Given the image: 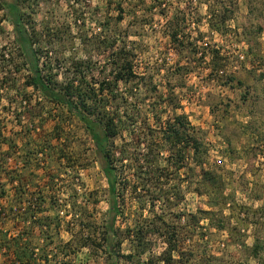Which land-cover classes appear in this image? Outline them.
<instances>
[{
  "label": "rangeland",
  "instance_id": "obj_1",
  "mask_svg": "<svg viewBox=\"0 0 264 264\" xmlns=\"http://www.w3.org/2000/svg\"><path fill=\"white\" fill-rule=\"evenodd\" d=\"M17 3L50 85L75 79L91 95L85 113L117 125L119 264H264V0ZM215 10L229 17L219 30ZM124 57L136 76L116 80ZM22 60L0 7V264H12L16 242L33 253L21 264H106L94 247L109 199L99 154L75 116L25 86ZM153 219L177 238L168 263L160 237L146 234L136 256L127 236Z\"/></svg>",
  "mask_w": 264,
  "mask_h": 264
},
{
  "label": "trees",
  "instance_id": "obj_2",
  "mask_svg": "<svg viewBox=\"0 0 264 264\" xmlns=\"http://www.w3.org/2000/svg\"><path fill=\"white\" fill-rule=\"evenodd\" d=\"M18 0L4 1L0 0V7L6 10V15L9 16L11 21L15 43L18 48V52L22 57V65H24L27 69V73L25 74L24 84L25 86H31L35 90L39 91L43 97L48 99L51 102L59 104L66 108L68 112H70L73 116H75L84 126L86 131L88 132L92 142L94 144V150L97 154H99V162L101 164V171L104 175L107 191L109 194L108 199V209L105 212L104 223L101 226V231L99 233V239L94 247L96 249H100L104 251L106 254L105 262L106 264H119L120 260V240L118 239L117 227L115 226L116 218L119 214V209L117 205L116 198V174L114 167L111 164V150L108 145L109 138L115 136L117 133V125L114 124L113 118H108L107 116L100 119H93L91 117L92 112L85 113L86 108V100L91 98V95H85L80 92V85L77 84L74 86L75 79H70L61 89H54L50 85L51 78L45 75L43 69L40 67V62L36 57V51L33 48V39L32 35L28 32L25 23L22 21L21 11L18 7ZM217 10V9H216ZM212 11L210 16V24L215 30H219L221 26H224L225 20L227 17L226 14L218 13L217 11ZM176 33H174L173 37H175ZM175 40V38H173ZM211 70L212 72L220 70L222 63L220 62L221 58L219 57V50L214 49L211 51ZM8 62H12L13 60L7 59ZM77 66V65H76ZM224 66V65H223ZM215 73V72H214ZM123 76L126 78L136 76L129 64V61L126 60V57L122 59V63L119 65V69L115 74V79H122ZM230 80V78H228ZM100 90H103V84L99 85ZM85 95V97L83 96ZM175 126H179L180 128H185L186 121L183 117L177 116L175 118ZM171 128V127H170ZM173 133L176 135V140L180 142L184 135V131L181 132L176 127L171 128ZM185 138V137H184ZM192 140L191 146L197 154L201 149V143L196 139ZM186 144L183 145L182 149L177 150L178 161H181L184 156L181 151L185 152L187 150ZM183 165L177 164V168H181ZM201 179H206L209 171H203ZM201 180L199 181V183ZM207 190H204L206 192ZM208 212V211H205ZM155 225L154 228L151 227L150 230L147 229L144 225L141 227H134L132 229V233L128 231L127 236L130 238V242L133 243L132 248L136 256H140L148 252L149 245L146 244V234L151 232L154 236L160 237L164 243V249L161 254L160 260L164 263H168L172 261V253L177 251V238L175 237V233L170 228L164 225H157L155 219L152 221V226ZM15 238V237H14ZM16 240V239H15ZM88 244V243H85ZM16 246L15 252L16 256L11 260L12 264H21L22 258H31L33 253L30 249H28L27 245L19 246L16 242L14 244ZM90 246V245H89ZM252 254L254 256H258L259 252L263 250V246L255 239L254 244L252 245ZM165 255V256H164ZM124 258H133V255L126 254L123 255ZM18 260V262H17ZM20 260V261H19ZM25 264V263H23ZM26 264H31V261H27Z\"/></svg>",
  "mask_w": 264,
  "mask_h": 264
}]
</instances>
